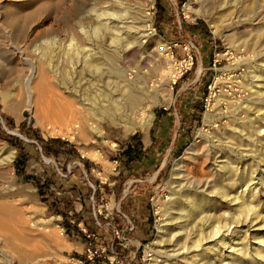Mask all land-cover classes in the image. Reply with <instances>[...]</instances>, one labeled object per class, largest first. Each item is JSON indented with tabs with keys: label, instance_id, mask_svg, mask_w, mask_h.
I'll return each mask as SVG.
<instances>
[{
	"label": "rangeland",
	"instance_id": "obj_1",
	"mask_svg": "<svg viewBox=\"0 0 264 264\" xmlns=\"http://www.w3.org/2000/svg\"><path fill=\"white\" fill-rule=\"evenodd\" d=\"M76 1L69 0L67 7ZM124 1L126 4L121 9L133 8L136 2L140 3V8L143 6L135 36L137 44L128 46L131 49L121 53L122 58L118 62L119 70L125 71L126 83L131 84L130 89L136 92L137 85L142 82L139 75H146L145 70H153L145 88L155 96L151 85L159 81L160 69L167 71L174 64L183 72L175 82L169 75L165 78L164 95H157L156 100L150 103L153 119L147 131L126 132L104 120L96 124L98 130L93 125L83 133L59 136L50 134L44 125L38 123L24 107L22 97H25L24 81L29 75L27 62L38 61L40 56L43 59L45 52L42 48L46 41L55 39L52 48L54 60L66 59L62 53L69 46L66 28L55 20L56 10L52 4L40 9L38 0H0V160L7 148L14 150L7 169L0 167V264H148L152 258L146 253L149 247L161 252L157 256L160 262L156 264H165V243L161 244L164 247L154 243L159 228L165 223L159 212L174 201L176 194L173 192L181 179L179 175L187 168L192 156L201 150H212L211 153L219 157L223 155L221 160L227 157L236 159L241 168L242 165L248 168V175L254 179L252 187L257 183L260 201L264 202V61L261 60L264 59V36L252 44L258 30L264 35V0H238L237 4L232 0ZM13 13L19 14V18L16 23L9 24L6 19ZM88 23L93 21H84V25ZM117 23L124 38V29L119 27L120 22ZM188 60L191 65L186 70L184 67ZM143 61L147 65L141 64L143 69L139 71L135 65ZM67 67L71 65L67 64ZM49 76L52 83L57 84L55 77ZM74 76V81L86 77ZM82 79L81 87L86 85ZM55 86L54 91L61 92ZM255 95L256 99L253 98ZM11 103L19 105L16 116L8 111ZM231 106L237 109L232 112ZM241 132L244 134H239ZM36 137L49 144L47 156L42 154ZM132 137L140 140L142 147L158 150L154 153L156 165L148 170L122 174L127 169L122 168L125 161L123 152ZM229 137L239 138L241 147L235 146ZM15 143H20V147L15 148ZM240 150L245 151V156L238 153ZM19 154L25 159V172L36 177L38 185L16 175L14 160ZM258 155L261 156L260 164ZM68 167L70 174L66 178L73 175L72 181L82 179L90 190V194H85L88 207L85 212L91 211L100 227L111 225L112 231H102L95 237L86 231L89 237H78L71 228L64 226V219L52 212L49 203L54 196L69 202L76 196L74 189L66 191L62 185H55L57 179H62L56 174V168L66 173ZM173 172L179 178L172 175ZM123 193L135 200L143 199L145 216L151 220L148 237H131L129 241L118 231L116 215L123 212L118 206V198ZM7 205L10 206L8 209ZM260 225L258 222L249 231L248 241L251 243L264 233V227L259 228ZM44 229H54L58 233L56 235H60L61 248H55L46 240ZM185 232L188 231L166 233L169 239L174 233V236H182ZM109 235L113 247L101 244V239ZM192 241L187 238L186 247H193ZM4 244L13 247L15 254H24L25 260L16 259L14 254L4 249ZM88 250L93 253L91 259H88ZM190 251L187 258L194 261L195 254Z\"/></svg>",
	"mask_w": 264,
	"mask_h": 264
},
{
	"label": "bare ground",
	"instance_id": "obj_2",
	"mask_svg": "<svg viewBox=\"0 0 264 264\" xmlns=\"http://www.w3.org/2000/svg\"><path fill=\"white\" fill-rule=\"evenodd\" d=\"M123 1L91 0L90 2V0H78L72 5L68 3L70 6L67 7L69 0H38L40 9H43L48 4H52L55 7V20L65 26V32H67L69 37V46L62 51L67 56H65L66 59L54 60L52 48L55 39L52 38V40L46 41V45L42 48L45 52L43 59L40 56L41 59L38 61L27 62L29 75L24 81V86L22 84L25 92V97H22L24 107L31 112L38 123L44 125V128L50 134L59 136L74 135L80 132L83 133L87 127L90 129L93 125L95 130H98L96 124L104 120L115 127L122 128L126 132L133 133L137 129L147 131L153 119L150 103L156 100L157 95H164L167 86L165 78L169 75L172 82H175L177 77L182 74L183 69L174 64L169 66L167 71L164 70L165 68L163 70L160 69L159 81L152 82L151 85L156 95L151 96L150 92L145 88V83L148 79H151L153 70H145L146 75L140 76L138 74L142 82H139L138 85L136 84V92L130 89L129 85L131 84L126 83L125 71L119 70L118 62L122 58L121 53L131 49L128 46L137 44L136 30L142 19L141 8L143 9L142 5L144 4L140 8V3L135 1L133 8L127 9L124 7V9H121V6L126 4ZM237 1L232 0L231 2L237 4ZM104 6H107V8H103ZM185 6L188 7L189 4ZM233 6L237 8L235 4ZM20 14L22 15L21 12ZM18 15L13 13L7 17L6 21L9 24L16 23L19 18ZM89 19L93 23L84 25V21ZM117 21L121 24L119 27L122 26L124 29V38L121 36L123 32L119 30ZM263 36L258 30L252 44L254 45ZM150 60L147 61L150 62ZM261 60L264 61L262 58ZM143 63L144 61L140 64L138 63L139 65L134 64L135 68L139 71L142 70ZM67 64H70L72 68H66ZM190 64V60H188V65L184 68L187 70ZM227 71H230V69H227ZM49 75L55 77V83H57L55 85L61 89V92L54 91L56 86L52 83ZM73 75L86 77H83V79L81 77L78 78V81L77 79L74 81ZM80 79L84 80L86 85L83 84L84 86L81 87ZM246 86L251 89L249 84ZM256 95L253 97L254 99H256ZM19 109V105L15 103L8 105V111L15 116ZM235 109H237L235 106H231L232 112ZM239 134H242V132ZM228 139L233 140L235 146H240L239 138L229 137ZM190 150L192 151L193 149ZM13 151L12 148L5 150L4 157L0 160V167L3 166L7 169L12 160ZM211 151L207 149L205 152L202 150L196 152L192 156L191 162H188L189 165L184 172L180 169V172L182 171L183 173L179 175L181 179L177 183L176 191L173 192L176 194L174 201L164 207L163 210L160 208L162 211L159 214L160 217H164L162 220L165 223L159 228L158 236L154 243L160 245V247H164L161 244L165 243V257H163L165 259L163 263L264 264V233L257 236L255 242L251 243L248 241L251 234L249 231L254 225L259 222L261 223L259 228L264 227V207L262 206L264 202L260 201V191L256 187L257 183L252 187L251 182L254 179L251 177L253 176L248 175V168L245 169L244 165H242L244 168H241L236 159L225 157L226 159L221 160L223 155H220L221 157L215 156ZM238 153L242 156L246 154L243 150L238 151ZM251 155L253 156V154ZM260 157V155L257 157L259 164ZM179 163L181 164V162ZM172 175H175V172ZM176 175L175 177L179 178ZM1 208L4 211L5 208ZM157 210H159V207ZM3 213L6 212L4 211ZM167 231L170 233L172 231L188 232H185L182 236L181 234L180 236H174V233L168 239ZM43 232L46 233L44 237L51 245L58 249L62 247V242L58 239L60 235H56L58 233L54 229L53 231L44 229ZM166 236L167 239H165ZM187 238L193 240V247H186L185 240ZM0 239L2 240L1 235ZM4 245H2V248H4ZM4 249L10 251V254H14L15 256H13L16 259L25 260V255L21 252L16 253L18 254L16 255L13 247L6 246ZM189 251L191 253L194 252V261H190L187 258V254L190 255ZM146 253L152 257L148 260V264L160 262L157 261V256L161 252L149 247Z\"/></svg>",
	"mask_w": 264,
	"mask_h": 264
},
{
	"label": "crops",
	"instance_id": "obj_3",
	"mask_svg": "<svg viewBox=\"0 0 264 264\" xmlns=\"http://www.w3.org/2000/svg\"><path fill=\"white\" fill-rule=\"evenodd\" d=\"M140 142L141 141L138 140L136 137L134 139H131L129 145L134 151L132 155L137 154V157H135L134 160L130 162H127L125 158V161H123L124 163L122 168L127 169H125L122 174L129 172L133 173L139 170H148L156 165V159H154L156 158V155L154 153H157L158 150H153V148L147 149L146 147H142ZM133 144H138V150L134 149ZM48 145L49 144H47V147ZM86 164L88 166L90 165V163ZM72 178H74L73 175L66 179H57V183H55V185H62L66 189V191L74 189L76 191L74 201H64V199H61L62 197L54 196V200H51V202L49 203L52 212L55 213V215H57L61 219H64V225L67 229H73L72 227L76 226L77 229L81 232V235H79L74 231L78 237H89V234H85L86 231H88L90 235L94 237L96 234L99 235L102 231H112L111 228H114L111 225H109L110 227L108 228H102L100 227L97 219L92 216L91 211L85 212V210H88L87 204L85 203V194H90V190L82 179L76 182L72 181ZM136 200L138 201V203ZM136 200L133 199L131 196L125 195V193L121 194L118 198V206L123 211L122 213H120L122 217L120 215H116L118 231H120V234L129 241L132 240L131 237H140V239H142L148 237L151 233V220L145 216L146 207L143 206L144 202L141 201L143 199L137 198ZM128 205L130 206V208ZM124 213L126 215H124ZM110 236L111 235L104 236L101 239V244L103 246L106 245L107 247H113L114 244Z\"/></svg>",
	"mask_w": 264,
	"mask_h": 264
},
{
	"label": "trees",
	"instance_id": "obj_4",
	"mask_svg": "<svg viewBox=\"0 0 264 264\" xmlns=\"http://www.w3.org/2000/svg\"><path fill=\"white\" fill-rule=\"evenodd\" d=\"M134 138H135V137H132V139H134ZM36 139H37L38 142L41 144L42 154H43L44 156H47V155L50 153V151H49V149H48V147H47V143L44 142V140L41 139L40 137H36ZM57 141H58V140H57ZM58 142H59V141H58ZM19 144H20V143H15L14 147H15V148H19V147H20ZM137 148H138V144H135V145H134V149L138 150ZM133 152H134V151H133V149L130 147V145H128V146L126 147V149L124 150L123 155H124V157L126 158L127 162L133 161L134 158L137 157V154L132 155ZM24 160H25V159H23V156L20 155V154H19V155L16 157V159L14 160V168H15L16 175H17L18 177L22 178V179H23L24 181H26V182L34 181V182L36 183V185H38V184H39V180H38L36 177H34L33 175L27 174V173L25 172V168H24L25 161H24ZM64 226H65V225H64ZM72 228H73V229H72L73 231H75L76 233H78L79 235H81V232L77 229L76 226H73Z\"/></svg>",
	"mask_w": 264,
	"mask_h": 264
},
{
	"label": "built area",
	"instance_id": "obj_5",
	"mask_svg": "<svg viewBox=\"0 0 264 264\" xmlns=\"http://www.w3.org/2000/svg\"><path fill=\"white\" fill-rule=\"evenodd\" d=\"M56 174L62 178V179H65L67 177V174H70V168L68 167L66 173H62V171L58 168H56ZM118 236V235H117ZM88 253H89V256H88V259H91V257L93 256V253H91L90 250H88Z\"/></svg>",
	"mask_w": 264,
	"mask_h": 264
}]
</instances>
